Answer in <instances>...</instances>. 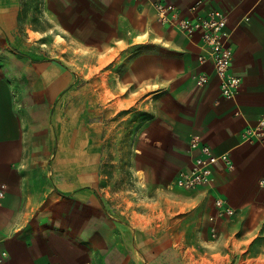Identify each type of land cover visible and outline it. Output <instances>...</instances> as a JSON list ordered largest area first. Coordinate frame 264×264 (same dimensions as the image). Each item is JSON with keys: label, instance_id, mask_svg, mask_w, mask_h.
I'll return each instance as SVG.
<instances>
[{"label": "crops", "instance_id": "crops-1", "mask_svg": "<svg viewBox=\"0 0 264 264\" xmlns=\"http://www.w3.org/2000/svg\"><path fill=\"white\" fill-rule=\"evenodd\" d=\"M171 1L189 21L227 15L234 97L202 34L162 23L154 0H0V264H264V0ZM78 47L114 56L100 91L62 64ZM96 101L133 120L134 190L110 191ZM204 146L233 168L178 188Z\"/></svg>", "mask_w": 264, "mask_h": 264}, {"label": "built area", "instance_id": "built-area-1", "mask_svg": "<svg viewBox=\"0 0 264 264\" xmlns=\"http://www.w3.org/2000/svg\"><path fill=\"white\" fill-rule=\"evenodd\" d=\"M155 9L162 23L172 27H178L182 32L193 35L196 32L202 34L206 54L201 61L213 60L215 73L220 79L221 90L225 97L232 98L237 94L241 78L232 73V47L227 41V15L219 10L213 9L207 17L189 21L183 18L177 11L176 5L171 0H154ZM199 86L209 82L206 75L195 77ZM198 142L192 144L198 146ZM223 161L229 166V158L226 155L217 157L211 150L204 146L203 155L196 159V166L191 171L181 172L176 176L175 185L185 190H196L211 185L216 166ZM3 196V192L0 193ZM216 207L222 217L233 216L236 211L229 207L222 199L216 201Z\"/></svg>", "mask_w": 264, "mask_h": 264}, {"label": "rangeland", "instance_id": "rangeland-1", "mask_svg": "<svg viewBox=\"0 0 264 264\" xmlns=\"http://www.w3.org/2000/svg\"><path fill=\"white\" fill-rule=\"evenodd\" d=\"M74 54H70L69 51L63 52L62 64L75 69L74 74L77 75L81 84H85L86 78H93L95 84H98L95 89L100 91L101 86L96 81L102 79L103 67L107 68L109 63L114 60V56L104 57L101 52H97L93 56L91 55L89 59L86 51L79 47L77 53ZM69 57H71V63H69ZM92 59L93 67L87 66V63L89 64ZM110 65L112 64L110 63ZM116 73V70L110 72L111 80H118ZM115 91L116 88H112L109 92L111 98L114 97ZM102 106L101 101L94 103L93 123L96 130L95 142L103 147L100 154L105 162L106 174L110 177V191L120 193L134 190L136 189L133 178L134 172L129 168L132 153L130 149L134 139L133 120L131 118L125 120L119 118L116 109H111L110 113L103 115ZM127 113L128 110H125L120 115Z\"/></svg>", "mask_w": 264, "mask_h": 264}]
</instances>
